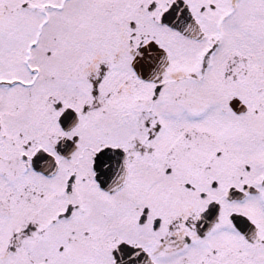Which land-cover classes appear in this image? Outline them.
Masks as SVG:
<instances>
[{
    "label": "snow or ice",
    "instance_id": "snow-or-ice-1",
    "mask_svg": "<svg viewBox=\"0 0 264 264\" xmlns=\"http://www.w3.org/2000/svg\"><path fill=\"white\" fill-rule=\"evenodd\" d=\"M0 264H264V0H0Z\"/></svg>",
    "mask_w": 264,
    "mask_h": 264
}]
</instances>
